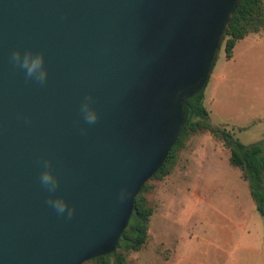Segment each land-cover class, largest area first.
Listing matches in <instances>:
<instances>
[{
	"label": "water",
	"instance_id": "obj_1",
	"mask_svg": "<svg viewBox=\"0 0 264 264\" xmlns=\"http://www.w3.org/2000/svg\"><path fill=\"white\" fill-rule=\"evenodd\" d=\"M239 2L0 0V264H85L116 251ZM16 48L45 53V85L12 66ZM89 92L91 126L79 112ZM41 158L59 177L54 195L75 205L71 220L45 203Z\"/></svg>",
	"mask_w": 264,
	"mask_h": 264
},
{
	"label": "rangeland",
	"instance_id": "obj_2",
	"mask_svg": "<svg viewBox=\"0 0 264 264\" xmlns=\"http://www.w3.org/2000/svg\"><path fill=\"white\" fill-rule=\"evenodd\" d=\"M204 103L212 125L232 131L245 145L261 144L264 149V31L240 41L231 60L226 57L225 44L221 46ZM230 158L231 152L222 141L210 133H198L188 141L171 175L151 182L153 218L163 210L174 215L180 226L175 228L178 236L188 237L186 226L197 222L192 213L197 199L213 204L208 210L209 224L204 222L199 238L186 248L191 260L185 264H264L257 251L244 249L236 230L230 187L247 188L248 182ZM199 205L198 210L203 204ZM257 217L263 228V218L258 213ZM150 248L149 240L147 248L132 254L134 264H142L139 256L149 254ZM257 250L263 252V248ZM156 253L166 260L171 256L164 245H159Z\"/></svg>",
	"mask_w": 264,
	"mask_h": 264
},
{
	"label": "trees",
	"instance_id": "obj_3",
	"mask_svg": "<svg viewBox=\"0 0 264 264\" xmlns=\"http://www.w3.org/2000/svg\"><path fill=\"white\" fill-rule=\"evenodd\" d=\"M264 31V0H240L238 9L231 16L229 29L224 33L226 57L234 58L238 43L251 34ZM216 62V61H215ZM209 84V82H208ZM205 88L185 102L186 120L159 172L141 189L135 200L134 212L128 228L124 231L116 251L85 264H134L132 254L149 245V231L155 208L149 198L151 182L167 178L179 163L181 153L190 138L198 133H210L222 141L231 152V164L240 169L248 182L258 213L264 220V149L261 144L245 145L225 127L214 126L205 107Z\"/></svg>",
	"mask_w": 264,
	"mask_h": 264
},
{
	"label": "crops",
	"instance_id": "obj_4",
	"mask_svg": "<svg viewBox=\"0 0 264 264\" xmlns=\"http://www.w3.org/2000/svg\"><path fill=\"white\" fill-rule=\"evenodd\" d=\"M230 188L233 192L232 197L235 200L234 212L237 216L235 226L241 236L240 242L243 243L244 249L247 251H257L261 257H264V227L262 228V224L257 217L258 211L249 184L247 188L244 186L239 188L237 185H233ZM203 201L202 199H197L195 202L192 213L196 216L197 222L186 226L188 227V230L185 229L188 237L178 236L175 232V228L180 226L174 215L166 214V210L156 215L151 222L149 231L151 243L149 254H144L145 252H143V256H139L138 261L142 264H185L188 260H191V256L186 248L193 244L194 239L199 238L198 232L201 228L203 229L204 222H206V225L209 224V209L213 208V204L204 203ZM201 203L203 205L198 210V205ZM159 245H164L167 249L171 250V256L168 260L162 259L156 253ZM257 247L263 248V252L257 250Z\"/></svg>",
	"mask_w": 264,
	"mask_h": 264
},
{
	"label": "clouds",
	"instance_id": "obj_5",
	"mask_svg": "<svg viewBox=\"0 0 264 264\" xmlns=\"http://www.w3.org/2000/svg\"><path fill=\"white\" fill-rule=\"evenodd\" d=\"M10 63L14 68L24 73L26 81L45 85L48 80V69L45 67V53L43 51H34L32 49L21 50L14 49L9 57ZM79 112L86 125H95L99 120V112L95 107V97L91 92L87 93L81 100ZM86 128H81V133H85ZM41 172L38 180L41 187L48 193L45 201L58 216L66 220H71L75 215V205H69L68 201L62 196L54 195L59 187V177L54 173L53 162L51 158H41L39 160ZM127 196V188L122 187L119 193V202H124Z\"/></svg>",
	"mask_w": 264,
	"mask_h": 264
}]
</instances>
